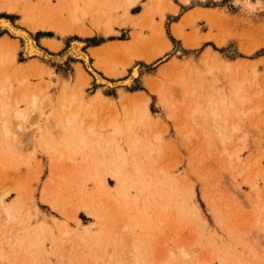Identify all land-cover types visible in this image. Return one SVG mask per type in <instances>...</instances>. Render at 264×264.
Wrapping results in <instances>:
<instances>
[{
	"label": "rangeland",
	"instance_id": "374dc122",
	"mask_svg": "<svg viewBox=\"0 0 264 264\" xmlns=\"http://www.w3.org/2000/svg\"><path fill=\"white\" fill-rule=\"evenodd\" d=\"M114 1L100 0L98 10L79 11L77 20L75 13L73 19L72 12L59 11L65 0H0V19H11L15 24L28 29L40 46L44 37H53L62 45L56 52L43 46L49 56L54 57L41 58L39 61L34 57H26L22 49V39L0 28V56L4 58L10 54L11 57L12 47L18 44L15 67L22 70L19 76L26 78L23 85L17 80L12 83L10 94L12 98L20 101H11V109L19 106L20 109L28 110V117L21 130L22 143L19 149L14 145L10 148L2 147L0 134V200L3 197L6 204L14 207L18 216L16 221L21 223L13 225L14 222L0 219V237L9 236L12 232L29 236L38 232V224L44 221L61 236L64 244L62 243L60 249L66 254L65 261L62 262V251H56L48 240L45 264H126L125 257L127 259L131 253L129 250L132 238L122 224L128 213H134L141 222L138 218L139 208H144L145 216H149L153 214L148 208L150 205L157 207L165 204L149 200H138L137 203L134 201L138 191L136 187H129V197L123 198L119 194L123 187L109 175L106 176L109 185H105L93 173L87 174L88 170L83 174H76L78 166L75 163L81 162V152L91 153L90 148L74 150L70 154L72 159L57 156L55 161L40 148L37 137L31 139L30 134L37 126L47 129L52 138H58L53 122L55 118L51 115L54 106L46 108L40 114L38 109L30 108L27 101L21 100L22 95L28 90L39 95L43 92L41 100L49 96L51 102H57L64 81L68 79L71 81V89L80 91L79 87L85 80L80 79L83 76L79 71L80 61L72 55L66 61H62L60 57L72 47L74 40H81L84 42L83 49L91 56L96 52V56L91 57L92 63H101L116 73H122L118 77H106L111 82L129 77L134 65L140 67V76L131 85L107 87L104 83H98L94 74L89 72L92 78L84 88L85 100L82 106L80 102L75 103L72 110L78 109L79 117L86 124H108L113 119V113L119 115L120 121L125 115L133 114L135 104L140 98L134 92L142 90L150 97L149 106L153 114L148 121L150 126H142L137 132L145 139H149L152 132H159L162 140L155 142L153 154L143 147L147 146L143 143L138 153L129 147L127 150L131 151L134 160L139 158L144 165L157 171L161 168L169 170L167 174L185 192L191 183L195 187V204L200 215L194 216L195 212L181 215V211L173 206L169 211L170 219L158 222L159 230L152 232L148 243H145L151 257L149 264H157V261L168 258L169 252L178 253L183 245L192 250L196 261L211 260L210 264H221L219 257L225 254L234 264H239L236 263L239 257L246 264H264V233L259 231L258 234L257 227L253 225L258 217L254 207V202L260 195H257V191L264 189L263 177H257L264 167V0H190L188 3L181 0H136L131 13L132 18L138 20L139 24L130 23L126 26L121 25L124 10L121 6H115ZM48 2L55 9L53 12L47 5ZM170 2L177 6L176 11H172ZM175 22H185V35L200 43L193 47L186 46L183 39L177 38L173 33ZM41 23L57 25L59 31L34 29ZM162 25L172 43L168 50L157 39L156 31ZM110 27L118 32L106 35L105 32ZM87 31H91V34L86 35ZM134 33L141 34L139 40H132ZM208 35L211 37L204 39ZM217 40L225 43L219 45ZM101 44L104 45L101 50H92L93 46ZM208 47L220 56L219 66L217 64L211 70L207 63L212 60L206 55ZM160 50H164L163 54L152 62L140 58L142 52L156 53ZM226 61L231 63L230 68L225 66ZM5 67L1 66L3 72ZM98 72L105 76L103 72ZM242 75L249 78L244 89L252 97L240 105V108L250 109L257 103L261 109L258 112L253 111L247 117H240L241 122L239 117H233L234 122L238 118L237 123L243 126L240 131H234V136L227 142L219 143L213 139L212 143L207 144L203 130L209 124L201 118L192 123L188 114L192 109V100L191 96H186L187 93L193 89L197 93L202 89L201 83L205 81L204 84L209 83L207 86L216 84L217 89H227L231 80L241 79ZM148 77L153 78H150L153 90L147 86ZM182 77L191 82L190 91L187 93L184 89L180 90L182 87L179 78ZM2 85L4 84L0 83V88ZM98 90L110 96L114 104L95 101L93 94ZM256 92L259 93V98L255 95ZM123 94L128 95L127 111L123 110L121 103ZM164 97H167L166 100ZM136 112L140 116L141 108ZM201 122L206 125L203 126ZM101 131L97 128L92 137L95 139ZM107 131L111 132L112 129ZM245 136H248L247 139ZM241 139L247 142L246 145ZM242 147V152L237 155L240 157L231 159L227 156L231 151ZM224 148L226 150L221 151ZM260 156L263 158H259ZM253 180L258 182V189L248 184V181ZM87 204L103 213L102 224L96 218L90 217L88 209H85ZM0 214H3L1 204ZM73 215L80 217L86 224L96 222L89 231L91 238L99 236L101 242L90 252L86 247L78 246L72 237L62 234L67 228L75 231L88 230L78 224L72 218ZM60 222H66L69 226ZM136 230L137 234L143 232L141 226ZM195 237H199L201 242L192 246L196 241ZM24 252L19 250L17 253L16 260L20 264L22 261H29V257L23 255ZM168 263L177 264L178 261L170 259Z\"/></svg>",
	"mask_w": 264,
	"mask_h": 264
},
{
	"label": "bare ground",
	"instance_id": "6f19581e",
	"mask_svg": "<svg viewBox=\"0 0 264 264\" xmlns=\"http://www.w3.org/2000/svg\"><path fill=\"white\" fill-rule=\"evenodd\" d=\"M101 1L107 2V0ZM181 1L188 3L190 0ZM136 3V0L114 1L115 6H121L124 10L121 21L122 26H126L130 23H134L136 25L139 24L138 20L135 21L134 18H132L133 14L131 13V8H133ZM47 5L51 8V12L55 10L51 7L49 2L47 3ZM99 5L100 0H65L64 5H60L59 11L63 12L64 10H67L68 13L72 12L73 19H75V14L77 18V13L79 11L83 12V10L85 9L98 10L97 8L99 7ZM170 5L172 7V11H176L177 6L173 2H170ZM191 14L192 13H190L189 15ZM187 17L185 19H187ZM184 23H174V35L177 38L183 39L186 46L193 47L195 45H198L200 42L196 43L190 37L185 35L183 31ZM0 28L1 30H7L9 34L23 40L24 45L22 49L26 57L29 58L34 57L39 59V61H41V58H53L54 56H49V53L44 50L43 46L54 52L59 51L62 48L61 42L53 37H44L42 39V46H40L28 29L21 25L19 26L15 24L11 19L8 18L0 19ZM38 28L45 30L53 29L55 31H59L57 25H53L50 23H41L34 27V29ZM117 32L118 31L116 29L110 27L106 30L105 33L106 35H111ZM156 32L157 39L160 40V45H164L166 50L170 49L172 43L166 36L164 26L162 25L161 27H159ZM85 34L90 35L91 31H87ZM140 37L141 34L134 33L132 40H139ZM210 37L211 36L208 35L204 39H209ZM217 42L219 45H223L225 43L223 40H217ZM71 45L72 47H70V49L68 48V50L64 52L60 58L62 59V61H66L68 57L72 55L80 61L78 63L79 71L80 74L83 75L80 76V79H85L79 87L80 91L75 92V90L71 89V81L70 79H68L64 81L60 96L58 100H56L57 102H51V98L49 96H47L44 100H41L43 92H41L40 95L36 94L32 90L31 92H29L30 90L25 92L22 95L21 100L27 101L30 104V108L38 109L40 114H42L46 108L54 106L51 115L53 116V119L55 118V121L53 122H55V126L58 132V138L54 139L47 129H42L40 126H37L35 130H33L30 134L31 136H29L31 137V139L37 137L40 148L42 150L44 149L47 154L51 156V158L55 159V161L57 156L58 158L68 157L69 159H72V156L70 154L74 150L82 151L85 148H90L92 152L89 154L81 152V162L75 163L78 166L76 174H83L88 170L87 174L93 173L95 178L101 180L105 185H109L108 179L106 177L107 175H109L112 180H115L123 187V190L119 193L123 198L129 197V187H136L138 191L134 196V201L137 202L138 200H149L165 203L163 206L158 205L157 207L154 205H150L148 208L153 214H150L149 216H145L144 208H139L138 218L142 220L141 222L138 221L134 213L130 212L128 213L127 219L124 220V223L122 224L123 228L127 229V232H129V235H131L130 238H132L130 248L131 250H129L131 251V253L130 255H128L127 259L125 257L126 264H149V262L151 261V257L150 252L147 253L148 250L146 249L147 245L145 243H148V240L151 238L152 232H155V230H159L160 227L157 225L158 222H166L168 219H170L169 217L171 215L169 214V211L173 209V206L176 207V210L178 209L179 211H181V215H187L191 212H195L194 216L200 215L199 208L195 204L196 191L194 184L191 183L189 186H187L185 192V190L181 188L179 183L173 181L170 178V175L167 174L169 170L167 171L165 168H161V170L157 171L151 166L144 165L141 160H139V158L134 160L131 157V151L127 150V147H129L133 150H136V153H138L142 148H140L141 143H143L144 145H147L143 147L147 148L150 154L151 152L153 154L155 151V144L162 140L161 134L159 132H152V134L149 136V139L141 137L137 132L142 126H144L142 128H147L150 126L148 125V121L150 120V118H152L153 114L149 106L150 97L142 90H137L134 92L135 95H139L140 98L135 104L136 108L133 109V114L130 113L125 115L124 118H122L123 120L120 121H118L119 115L113 113V119L108 124H104V122L100 125L99 123L86 124L85 121L81 120V118L79 117V110H72V106L75 103L80 102V105L82 106V103L85 100L84 88L89 85V81L92 78L89 72L94 74V77L98 83H104L107 87H112L111 85L128 86L133 84L135 79L140 76V67L138 65H134L129 77H126L125 79L117 82H111L106 77H118L122 73H116L110 70L107 66L102 65L101 63H92L91 57L93 55L96 56V52L92 53L91 56L89 52L85 51L83 49V41L74 40ZM103 46L104 45L102 44L93 46L92 50H101ZM12 48L13 49L11 50V52L13 54L11 57L10 54L5 56L4 58L0 56V83L4 84L0 88V134L2 135V147L10 148L12 147V145H14L19 149L22 143L21 130L24 127V123L28 117V110L26 111L24 109H20L19 106L11 109V101L19 103L20 100L12 98L10 90H12L13 81L17 80L18 83L23 85L26 81V78L20 77L19 73L22 70L15 67L17 63V51L19 49V45L17 44ZM163 52L164 50H160V52L156 53L142 52L140 54V58L146 62H152L155 58L161 56ZM206 55L212 59L210 62H207L210 70L219 66L218 63L220 62V56L211 47L207 48ZM9 61L12 62L9 63ZM174 62H177L176 59H174ZM224 64L227 68H230L231 63L229 61L224 62ZM2 65L4 67L6 66L5 72H3V70L1 69ZM98 70L103 72L105 76L100 74ZM150 78L152 77H148L146 82L149 89L153 90L154 88L152 87L153 85L150 82ZM179 81H177V83L179 82L182 87L181 89H179H184L186 93L189 92L191 82H189V80L185 77L179 78ZM248 82L249 78L244 76L241 79H233L230 81L228 88H224V90L223 88L217 89L215 87L216 84L214 85L213 82H210L211 84H213L211 87L209 85L207 86V84L209 83L207 82V84H204L206 83L205 81L204 83H201L202 89L199 90L200 92L198 91L196 93V91H194L196 89H193L192 91L187 93L186 96H191L190 99L192 100L191 103L193 105V107H191L192 105L190 106V108L192 109L190 110L189 108L190 113H188L191 117L190 120L193 121L192 123L198 122V118H201L203 121L208 122L207 124H209V126L205 128L203 127L205 130H203V133L206 134V136L204 135V138L206 137L205 140L208 141L207 144L212 143L213 139L217 140L219 143H224L225 141L227 142V140L232 135L234 136L233 132L240 131V128L243 126L242 124L237 123L238 118L237 121L234 122L232 120L233 117H235L234 119H236V117H239V121L241 122L240 117H247L253 111L257 110L258 112L259 109H261L257 103L255 106H251L252 108H250L249 106L251 102L248 104V107L250 109L245 108V110H243V108H240V105H242L246 100L252 97L251 95H249V93L248 95L245 93L247 91L244 89V87ZM196 84L194 85L196 86ZM208 87L210 90H208ZM158 92L160 93V90ZM255 95L259 98V93L256 92ZM93 96L94 100L97 102H107L108 104L112 105L114 104L113 99L110 96L105 95L101 90L96 91ZM127 97V94H123V97L121 98L123 110L126 111L128 110ZM166 98L164 97V100H166ZM253 101L255 102V100ZM251 104H253V102ZM173 105L175 107V104ZM244 106L246 105L244 104ZM139 108H141V112L140 116H137L136 111ZM258 115L256 117H259ZM187 120L188 119L186 118V122H183L187 124ZM202 123L203 122H201V124ZM195 125L199 126V124ZM205 125L206 123L203 126ZM97 128L102 131L98 133L97 137L94 139L92 136L97 131ZM109 129H112V131L106 132V130ZM37 131L40 132L37 133ZM192 134H194V132H192ZM241 141L244 142L245 140L243 141L241 139ZM246 143L247 142L245 141L243 144L246 145ZM225 150L226 149L224 148L221 151ZM242 150L243 147L231 151L227 154V156L231 159L233 157H240L237 155H239ZM259 158L263 157L260 156ZM87 166H90V168H87ZM259 175H261L264 179V167L261 171V174H257V177ZM249 183L252 187L258 189L257 181H248V184ZM258 191L257 195L259 193L260 195L257 196V200L254 202L255 211L258 217L256 218V224L253 225L255 228L257 227L259 234V231L264 233V189L260 190L261 192ZM136 202H134V204H136ZM0 204L3 211V214H0V219L6 220L7 222H14L12 223L13 225H20L21 223L19 221H16L18 219V216L14 211V207L6 204L3 197L0 200ZM86 208L89 211L90 217L96 218L100 222V224L104 222L103 213L100 212L99 209L95 208L91 204H87L85 206V209ZM72 218L78 224H82L88 230L75 231L67 228L66 230L62 231V234L67 237H72L73 240L75 239L77 241L78 246L86 247L90 252L96 245L101 242V238L99 236L91 238L92 234L89 231L91 226L93 227L96 222L91 221L90 223L86 224L83 223L82 219L76 215H73ZM60 223L64 224L65 226H69L66 222ZM140 226L142 227L143 232L141 234H137L136 229ZM21 228L22 230H25V228ZM197 238H194V240L196 241L192 243V246H194L195 244H200L201 240L199 237ZM48 240H50L51 246L53 248L55 247L54 249L56 251L62 248V245L64 244L61 236H58L53 230L52 226L44 221H41L40 224H38V232H34L29 236H21L19 232H12L9 236L4 235L0 237V264H20L16 260V256L17 253H19V250L25 251L23 255L29 257V261H22V264H45V256L48 253V249L46 250V241ZM60 250L62 251V253L60 254V260L64 262L66 254L64 253L65 251L63 252L62 249ZM89 252L84 253L89 254ZM84 253L82 254L84 255ZM127 254L124 256H127ZM222 255L219 257L221 264H234L232 263V261H229L227 257L228 255ZM170 259L177 260V264L211 263V260L196 261V258L194 259V256L192 254V250L187 249L184 245L180 246V250L178 253L169 252L168 258L157 261V264H170L168 263ZM236 263L246 264L245 260H243L242 257H239Z\"/></svg>",
	"mask_w": 264,
	"mask_h": 264
}]
</instances>
